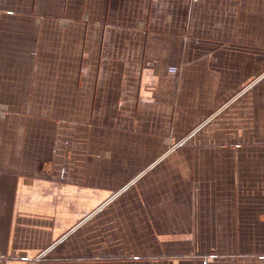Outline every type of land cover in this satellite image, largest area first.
I'll return each instance as SVG.
<instances>
[{
  "label": "crops",
  "instance_id": "1",
  "mask_svg": "<svg viewBox=\"0 0 264 264\" xmlns=\"http://www.w3.org/2000/svg\"><path fill=\"white\" fill-rule=\"evenodd\" d=\"M0 264H264V0H0Z\"/></svg>",
  "mask_w": 264,
  "mask_h": 264
},
{
  "label": "bare ground",
  "instance_id": "2",
  "mask_svg": "<svg viewBox=\"0 0 264 264\" xmlns=\"http://www.w3.org/2000/svg\"><path fill=\"white\" fill-rule=\"evenodd\" d=\"M260 30V29H259ZM258 32H260V31H258Z\"/></svg>",
  "mask_w": 264,
  "mask_h": 264
}]
</instances>
